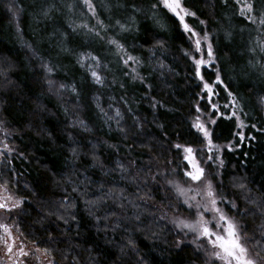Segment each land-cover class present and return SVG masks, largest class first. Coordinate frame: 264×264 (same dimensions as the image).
<instances>
[{"label": "trees", "instance_id": "trees-1", "mask_svg": "<svg viewBox=\"0 0 264 264\" xmlns=\"http://www.w3.org/2000/svg\"><path fill=\"white\" fill-rule=\"evenodd\" d=\"M105 2L111 6V12H105L100 7L99 0H96L100 18L106 24H114L116 19L127 21L131 15L130 8L117 9L115 5L118 0ZM137 2L140 3L141 0ZM142 2L147 7L150 0ZM70 3L73 0H0V115L11 130L13 144L17 149L16 156L2 165L0 183L6 184L9 190L25 201L23 213L17 212L19 227L29 239L43 241L41 247L55 249L56 264H72L74 258L79 264H138L139 257H143V264H204L202 252L197 253L191 241H183L180 248H176V241L180 240L179 234L167 223L160 222V227L153 224L148 228L152 222L148 213L155 212L153 204L158 205L163 200L162 190L155 192L153 200L148 201L147 205L143 201H136L141 205L139 211L144 213V231H136L137 221L127 219H121V228L112 231L111 224L115 222V216L107 221L109 230L105 231V222L101 220L97 225L95 219L88 214V206L75 193L72 194V199L76 202V208L70 211L75 212L78 222L63 225L62 222L55 221V217H50L54 223L46 221L44 224L55 241L48 242V232H44L39 224H34L44 212L57 207L66 192H71V185L65 183L64 178L71 175L74 168L77 170L72 175L75 183L78 184L85 176L89 177L90 182H86L87 199H95L101 192L114 186L117 190L125 189V195L129 199H135L138 189L129 179L130 176H135L137 168L142 169L141 179L144 173L152 175L161 170L170 171L169 168H174L175 160L181 161V155L177 156L178 151L171 147L172 144L200 146L195 143L197 134L190 127L195 118L199 99L196 93L199 88L189 71L190 61L181 52L182 48L189 47L190 41L178 25L165 18L168 31L162 33L152 20L139 14L136 17V27L139 30L117 37L132 55L140 57L142 63L137 71L140 76L145 77V84H150L151 89L146 88L139 80L133 82L130 76H125L124 72L128 69L111 54L114 50H110L102 42L89 40L86 43V37L81 32L70 43L76 52L92 51L101 58L102 63L109 65L111 71L100 69L107 80L105 87L99 91L105 108L108 106V97H115L114 107H119L124 116L120 126L127 130L128 138L125 139V134L117 131L115 122L109 127L96 114L91 97L98 86L90 82L85 84L81 77L86 73L75 65L74 57L64 55L57 46L60 33L71 32L69 21L76 24L87 22L90 26L95 23L80 5L69 12L67 5ZM51 6H54L52 11L47 17L44 16L43 11ZM187 6L196 11L200 19L207 21L206 30L211 34L210 40L220 58V66L225 70L223 79L234 93L243 98L245 111L249 113L247 117L241 115V119L246 125L255 122L258 127L264 128V111L256 106L257 95H264V77L260 76L259 68L252 70L248 67L250 55L246 46L249 33L245 31L242 40L240 32L247 22L234 14L235 5L225 8L220 0H187ZM9 8L23 11L18 12L16 19H13ZM81 12L85 14L81 15ZM109 15L112 16L111 21L108 20ZM225 16L229 19H225ZM186 22L203 34L205 25H200L199 20L188 17ZM226 30L233 33L231 43L224 39ZM116 31L118 29H110L107 35H115ZM153 35L162 36L165 41V49H156L154 56L147 51L155 43L151 39ZM251 35H257L254 29ZM146 40L148 43H145ZM42 61L55 66L51 79L57 81V84L76 83L82 86V108L78 114L88 122L91 132L67 126L70 118L65 116L64 107L71 108L75 97L70 92L58 96L49 91L45 73L40 67ZM161 62L166 66L164 69L159 67ZM204 71L210 72L211 69H202ZM205 78L214 79V74ZM113 80L116 81L115 84L112 83ZM121 83L124 84L123 88L120 87ZM217 90L221 92V96L214 99L221 106V111L227 113L230 110L222 107L227 101V94L222 89ZM122 96L126 98L127 105L121 101ZM153 98L160 101L163 107L153 110L150 107ZM205 103L200 102L202 108ZM110 114L114 113L110 110ZM71 118L74 119L75 115ZM159 125H163V128ZM211 129H214L215 144L230 145L232 148L231 151H220L224 167L217 171L220 173L214 181L218 186L217 190L233 198L236 190L232 188V182L235 179L246 183L257 199L264 198V132L251 127L242 128L246 137L254 136L255 139L241 142L238 136L233 135L240 132L234 120L218 119ZM69 134L75 137L76 143L73 146H78L81 152V158L75 162L68 150ZM102 141L117 145V148H108ZM92 144H98L95 151L109 168L115 167L116 159H120L125 165L129 161H135V165L130 167V175L122 179V174L116 171L105 176L100 168L90 167ZM86 152L88 155L84 156ZM169 161H173L172 166ZM101 184L104 187L98 191ZM84 187L81 185L80 191ZM141 187L143 188L142 184ZM139 195H143V192H139ZM124 203L126 211L117 208L111 200L99 210L93 211L99 217H103L106 211H115L122 218L133 216L137 209L129 206L127 201ZM237 203L241 211L249 207L243 199ZM156 215L158 216L157 212ZM237 219L242 225H246L248 234H251L261 217H253L250 213L247 217ZM56 224H60V229L56 228ZM125 227L127 232L124 231ZM152 232L158 233L157 237L153 238ZM129 235L136 241L139 256L130 249L126 254L120 251V246L126 244ZM65 254L68 256L67 261L63 258Z\"/></svg>", "mask_w": 264, "mask_h": 264}, {"label": "snow or ice", "instance_id": "snow-or-ice-1", "mask_svg": "<svg viewBox=\"0 0 264 264\" xmlns=\"http://www.w3.org/2000/svg\"><path fill=\"white\" fill-rule=\"evenodd\" d=\"M220 3L225 8H228L230 5H235L236 12L234 14L242 18V21L247 22V25L253 26L249 28L246 25L244 28H241V38L243 40L245 31L249 33L246 46V51L250 55L248 67L252 70L259 68L260 76L264 77V0H220ZM77 5L82 6L90 19L94 20L95 23L90 26L87 22L76 24L69 21L68 27L71 29V32L60 33L57 46L64 55L74 57L75 65L79 66L86 73L85 76L81 77L85 84L90 82L92 85L98 86L96 93L91 97V104L94 106L96 114L109 127L112 122H115L118 126L117 131L124 133L125 139L128 138L127 130L120 126L124 116L119 107H114L115 97H108V106L105 108L102 93L99 91L100 88L105 87L107 80V77L101 74L100 69L111 71L109 65L102 63L101 58L92 51L76 52L70 46V43L81 32L86 37V43L89 40L97 43L102 42L110 50H114L111 51V54L118 58V61L122 63L125 69H128L124 72L125 76H130L133 82L139 80L146 88L151 89L152 86L145 84V77L140 76L137 71V67L142 63L140 57L132 55L125 44L117 37L124 33L139 30L136 27V17L139 14H144L146 19L152 20L154 26L162 33L168 31V26L164 22L165 18L173 24L178 25L190 41L189 47L187 49L182 48L181 52L182 56L190 61L189 71L193 75L194 80L197 81V87L199 88V91L196 93L199 99L197 100L195 109L198 115L192 120L190 127L197 134L195 143L202 145V147H193L190 144L180 143L171 145L178 153L182 154L184 161L182 180L175 178V176L179 175L177 171L180 168L179 164L171 170V173L166 170L157 171L152 175L144 173L142 179V169L137 168L135 176H130L129 179V182L135 184L138 189L135 199H129L128 195H125V189L121 188L117 190L115 186L109 188L106 192H101L95 199H87L88 188L86 182H90L89 177L85 176L78 184L75 183L72 180V175H75L77 170L74 168L72 174L64 178L65 183L71 185V192H66L65 196L58 202V206L44 212L39 220L34 221V224H39L44 232H48V242L55 241V237L48 228L44 227V224L46 221L49 224L54 223L49 219L50 217H55V221L62 222L63 225L78 222L75 212L70 211L76 208V202L72 199V194L75 193L88 206V214L95 219L97 225L100 224L101 220L105 222V231L109 230L107 221L112 216L116 217L115 222L111 224V230L114 232L121 228V219L137 221L135 230L144 231L145 227L142 220L144 213L139 211L141 205L136 201H143L147 205L148 201L153 200V194L155 192L163 190L165 192L163 200H161L159 205L153 204L156 211L148 213L152 217V222L148 225L149 229L153 224L156 227H160V222H166L173 226L177 234L180 232H183L185 236L191 234L193 237L191 243L195 245L197 253L203 250L211 264H215L216 261H220L221 264H264V198L257 199L252 195V190L246 183L242 181L237 182L235 179L232 182V188L236 190V193L233 195V198H229L227 193H222L217 190L218 186L208 177L206 168L203 166L208 165L210 162L218 161L217 167L223 168L224 160L220 156L214 155L213 150L219 152L221 147H228L229 151L232 150L229 145L221 146L213 142L214 129H210L208 127L209 124L216 125L218 119L234 120L237 129L251 127L258 132H264V128L258 127L255 122L246 125L243 119H241V115L247 117L249 113L245 111L242 102L243 98L234 93L223 79L225 70L220 66V58L216 54V50L210 40L211 34L206 30L207 21L200 19L197 12L187 6V0H150L147 7L144 6L142 0L140 3L137 0H123V2L118 0L115 7L125 10L130 8L131 15L128 16L126 22L116 19L114 24H106L100 18L96 0H73V3L67 5L68 11L71 12ZM99 5L105 12H111L112 10L111 6L105 0H99ZM53 7L51 6L45 9L43 15L47 17ZM9 11L12 12L13 19H16L17 13L23 11V9L13 10V8H9ZM84 14V12H81V15ZM188 17L199 20L200 25H205L203 34L196 31L186 22V18ZM225 19H229V17L225 16ZM108 20H112L111 15L108 16ZM16 28L19 32L18 23ZM110 29H118V31H116L115 35H107ZM253 29L257 33L254 37L251 35ZM151 39L155 43L147 51L151 52L154 56L156 49H165V41L162 36L157 35L151 36ZM224 39L231 43L233 39L232 31L226 30L224 32ZM145 43H148V41L146 40ZM40 67L45 73V81L50 92H54L58 96H61L62 93L70 92L75 97V103L71 108L64 107L65 116L70 118L67 126L71 129L91 132L92 129L89 127L88 122L78 114L82 108V86H78L76 83L66 84L60 82L57 84V81L51 79L55 66L50 62L42 61ZM159 67L164 69L166 66L161 62ZM202 69H211V71L202 72ZM213 74L214 79L205 78ZM112 83L115 84L116 81L113 80ZM120 87L123 88L124 84L121 83ZM217 89H222L227 94V101L222 105L224 109L230 110L227 113L221 111V106L214 99V97L221 96V92ZM120 99L127 105L125 97L122 96ZM200 100H205L206 102L203 108L200 105ZM256 106L264 111V95H257ZM150 107L156 110L158 107H163V104L153 98L150 101ZM110 110L114 114H110ZM129 111H131V108H129ZM72 115H75L74 119L71 118ZM202 116H207L208 119L206 121L202 120ZM137 124L139 126L138 120ZM159 127L163 128V125H159ZM233 135L238 136L241 142L246 139H255L254 136L246 137L242 132H235ZM68 141L69 154L75 162L81 158V152L78 146H73L76 143L74 136L69 134ZM101 143L111 149L117 148V145L108 144L107 141H102ZM97 147L98 144L91 145L92 163L90 167L100 168L105 176L116 171L122 174V179L130 175V167L135 165V161H129V164L125 165L120 159H116L114 161L115 167L109 168L107 163L102 161L100 156L97 155L95 151ZM5 151H8L7 145H5ZM201 154H206L207 159H198V156ZM83 155L87 156L88 153L86 152ZM168 163L171 164L173 161H169ZM216 175L219 176L220 173L217 172ZM161 177L164 178L163 184L160 183ZM81 185L85 186L83 191H80ZM3 187L7 189L6 184ZM103 187L104 185L101 184L98 191L103 189ZM144 189H148V191ZM139 192H143V195H139ZM173 194L175 196V202L172 201ZM240 199H243L249 205L243 211H241L240 205L237 203ZM109 200L117 208L125 211L126 205L124 202L127 201V204L137 209V211L131 217L122 218L115 211L111 213L106 211L103 217L97 216L93 209L99 210ZM24 203L23 198L17 199L10 195L4 196L3 202H0V211L9 214V216L16 212V210H20V213H23ZM180 208H184L188 212V216L175 214L176 210ZM169 210H172V215H169ZM156 212L160 214L157 216ZM250 213L253 217L258 215L261 217V220L256 225V228L252 230L251 234H248L246 225H242L237 217H247ZM208 214H210V218H208ZM193 215L194 218L190 219L189 217ZM13 226L15 232L19 233V235L14 236L13 227L0 222V232H2L0 241H3L4 244V255L9 260H12L13 264H17V262L18 264H26V261L20 260V258H28L30 256L37 261V264H56L55 249L41 247L40 244L43 243L41 240L35 238L29 239L28 235L21 230L16 221H13ZM56 228L60 229V224H56ZM124 231H128L127 227L124 228ZM157 235L158 233L152 232L153 238L157 237ZM21 237H24L28 242L25 243L24 240H21ZM182 242V240L176 241V248H180ZM129 249L139 256L136 241L132 239L131 235L127 237L126 244L120 246L122 254H126V251ZM63 258L65 261L68 260L66 254ZM72 264H79V261L74 258ZM138 264H143V257H139Z\"/></svg>", "mask_w": 264, "mask_h": 264}, {"label": "rangeland", "instance_id": "rangeland-1", "mask_svg": "<svg viewBox=\"0 0 264 264\" xmlns=\"http://www.w3.org/2000/svg\"><path fill=\"white\" fill-rule=\"evenodd\" d=\"M202 101L205 102V100H200V102H202ZM196 115H198L197 112L195 113V116ZM201 119L206 121L208 119V117L207 116H202ZM212 126L213 125H210V124L208 125V127L210 129L212 128ZM242 130L243 129L241 128L240 132H242ZM5 145L8 146V151H5ZM198 147H202V145H200ZM223 149H229V148L228 147H221L220 151L223 150ZM220 151L216 152L215 150H213V154L219 156L220 155ZM16 154H17V149H16V147L13 144V134H12L11 130L8 128V126L5 124L2 116L0 115V171H1L2 165L5 164L6 161L8 163L11 159H13L16 156ZM180 155H181V161L178 162L177 160H175L174 161L175 163L173 165L174 168L177 166V164L180 165V168L177 169V171L179 172V175L175 176V178L177 180H182L183 179V165H184V161H183L181 153H178L177 156H180ZM177 159H178V157H177ZM198 159L206 160L207 159V155L206 154H201L200 156H198ZM170 165L172 166V163ZM217 165H218V161L210 162L208 165H203L206 168V174L208 175V177L210 179L213 180V183L217 179V176H216V173L218 171ZM169 170L170 171H167V172L171 173L172 168H169ZM160 179H161L160 183L163 184L164 183V178L161 177ZM161 194H162V197L164 198L165 192L163 190L161 191ZM9 195L13 196L14 198L20 199L11 190H9L8 188L5 189L3 187V185L0 183V202H3V197L4 196H9ZM172 201L175 202L174 194L172 195ZM18 211H20V210H16V212L11 214V216H9V214H7V213H5L3 211H0V222L6 223L10 227H13L14 236L15 235H19V233L15 232V228L13 226V221H16L17 224H18V218H17V212ZM157 214L159 215L160 213L157 212ZM172 214H173L172 210H169V215H172ZM175 214H178V215H181V216H188V212L184 208L177 209ZM189 218L193 219L194 215L192 217H189ZM208 218H210V214H208ZM168 225H170L173 228V226L171 224H168ZM0 235H2V232H0ZM179 237H180V240H182L184 242H190L193 239L191 234L185 236L183 232L179 233ZM21 240H24V242L27 243V241L24 239V237H21ZM17 243H19V241H17ZM205 244H206V242H205ZM29 247H31V245H29ZM201 252H202V254L204 256V264H211V262L209 261L208 257L204 254L203 250H201ZM20 260H25L26 264H37V261L34 258H32L31 256L28 257V258L21 257ZM0 264H13V261L9 260L8 257L4 255V244H3V241H0ZM17 264H18V262H17ZM215 264H221V262L220 261H216Z\"/></svg>", "mask_w": 264, "mask_h": 264}]
</instances>
